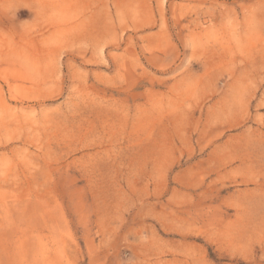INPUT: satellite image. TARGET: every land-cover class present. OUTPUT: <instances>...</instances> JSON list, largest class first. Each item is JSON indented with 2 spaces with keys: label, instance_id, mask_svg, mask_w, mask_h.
<instances>
[{
  "label": "rangeland",
  "instance_id": "rangeland-1",
  "mask_svg": "<svg viewBox=\"0 0 264 264\" xmlns=\"http://www.w3.org/2000/svg\"><path fill=\"white\" fill-rule=\"evenodd\" d=\"M0 264H264V0H0Z\"/></svg>",
  "mask_w": 264,
  "mask_h": 264
}]
</instances>
